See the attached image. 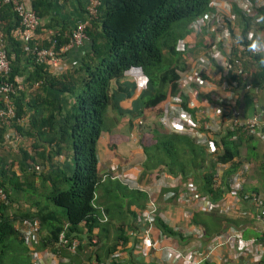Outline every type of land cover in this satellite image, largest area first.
Segmentation results:
<instances>
[{
    "label": "trees",
    "instance_id": "1",
    "mask_svg": "<svg viewBox=\"0 0 264 264\" xmlns=\"http://www.w3.org/2000/svg\"><path fill=\"white\" fill-rule=\"evenodd\" d=\"M208 2L209 0H100L95 16L89 17L84 30L89 43L88 50L76 67L57 74L47 72L45 64L30 61L23 52L21 43L12 34L17 19L10 5L0 4V20L1 23L4 21V25H0V31L10 67L7 78L13 80L16 75H21L20 66L16 63L26 56L31 70L27 71L24 79L29 83L39 81L38 88L42 92L31 96L21 90L12 96L14 117L10 125L19 135L33 138L34 143L31 144L32 154L19 149V153L14 154L7 164L0 163V187L5 193V199H0V264H31L23 239L16 228V221L21 218H35L40 230L44 227L47 231L40 237L37 244L39 249L55 251L54 240L64 225L67 238L84 241V237L86 240L95 238L92 253L85 256L84 242H80L73 253L61 247L60 255L66 256L67 261L59 264H84L81 262L83 259L104 261L115 249L118 240L126 241L125 230L131 228L134 216L144 207L147 197L145 192L127 187L112 176L113 172L110 170L111 173L105 176L98 174L95 145L106 124L107 108L110 106L116 115L127 113L135 117L133 125L142 132L148 127L141 122L144 109L160 113L168 96L178 92L174 63L180 56L175 50V43L187 33V25L191 19L209 10ZM50 6L47 0L31 1V8L39 18L44 17ZM232 10L240 26V36L244 37L248 28L246 18L236 7ZM258 13L264 19V8H259ZM51 25L55 29L52 30L54 33L50 35V39L54 41L55 47L67 43L68 34L74 25L70 27L63 23L58 26L57 22L51 21L45 23L44 28ZM63 30L67 31V35H63ZM42 44L47 45L48 42L42 41ZM248 63L254 65V68L249 69L250 86L244 89L239 78L234 74L230 75L239 85L233 108L241 109L245 116L258 111L260 107L264 108L263 100L255 96L259 88H264V63L256 56ZM131 67L140 68L147 77V85L133 102V107L124 110L118 104L119 94H109V84L113 77ZM46 88L72 96L73 102L61 111L53 99L43 95ZM26 114V125H20L18 120ZM57 116L61 117L60 123H57ZM154 126V129L148 128L152 135L151 142L143 143L139 139L144 154L140 165L142 175L153 172L180 174L183 178L191 176L198 183L201 193L216 200L227 189L228 176L237 165L242 160L248 162V178L254 174L251 161L256 160V170L259 169L260 172L256 176V184L264 187V152L258 154L255 151L256 137L239 129H225L215 140L219 152L214 160L208 158L204 148L189 136L167 131L160 124ZM3 134L4 127H0V146L3 145ZM39 146L42 150H38ZM65 146L71 150L73 157L71 172L65 173L57 168L42 172L40 166H44L46 160L61 152ZM217 161L228 162V165L220 176L219 184L212 187ZM14 162L18 164V174L11 169L10 165ZM36 163L39 165L38 171L34 168ZM35 177L42 187L39 191L42 193L44 207L37 203L36 212H14L10 216L7 212L12 200L9 191L19 189L17 185L20 179L28 181V187L33 188L32 181ZM46 181L49 182L48 186H44ZM260 186L251 188L257 190ZM166 189L162 187L161 191ZM47 205L58 209L61 216L55 211H48ZM99 207L107 217L105 222L97 219L100 216ZM158 213L159 206L156 209V227L167 236L181 238V233L162 221ZM248 215L251 216V213ZM190 221L203 228L204 236H211L222 230L225 222L230 220L213 211L194 212ZM94 226L98 227L97 234L92 233ZM256 237L264 239V232ZM126 262L144 264L130 252ZM110 264L121 262L111 261ZM261 264H264V256Z\"/></svg>",
    "mask_w": 264,
    "mask_h": 264
},
{
    "label": "built area",
    "instance_id": "2",
    "mask_svg": "<svg viewBox=\"0 0 264 264\" xmlns=\"http://www.w3.org/2000/svg\"><path fill=\"white\" fill-rule=\"evenodd\" d=\"M2 3L10 5L17 19L12 34L21 43V48L30 61L45 64L46 67H56L69 46L81 45L87 40L84 30L89 17L95 16L100 0L88 1L85 6L86 20L75 22L68 34V42L57 48L50 39L53 31L44 39L38 40L35 37V31L41 22L26 0H0V4ZM207 5L209 10L191 19L186 36L180 37L175 43V50L182 63L175 70L178 92L168 96L162 104V112L157 115L159 124L167 131L189 136L204 148L208 158L214 159L219 152L215 140L225 129H239L264 141V108L260 107L258 111L246 116L241 109H234L235 93L239 85L234 78H230V75H236L245 89L251 83L245 63L253 56L259 57L264 63V53L254 54L247 48L252 39H264V19L258 13V9L264 7V0H209ZM233 7L242 13L248 23L244 37L239 42L237 37H241L240 26ZM43 40L48 44L43 45ZM9 70V60L0 31V127L6 129L11 128L14 117L12 96L23 90L28 83L25 79L9 80ZM124 72L133 75L136 86L147 81L140 68L131 67ZM33 85L38 86L39 81ZM199 94L202 95L201 98ZM186 98V107H183V99ZM254 102L257 104L255 100ZM15 134L18 138L19 134L13 133ZM227 165L228 162L215 163L212 187L219 184ZM34 168L39 170L38 165ZM248 168V162L242 160L228 176L227 189L218 199L211 200L207 194L198 190L189 177L154 173L150 182L141 183L136 179L137 172L116 164L111 165L109 170L113 172L112 176L129 188L145 192L147 198L144 207L136 213L131 228L125 230L126 241L119 240L104 261L90 259L86 264H110L111 261L126 264L121 254V246L124 245L127 247V255L130 252L142 262L149 259L154 264H261L264 239L245 236L241 227L230 224L211 236H204L203 228L195 224L189 228L174 227L173 230L180 232L181 237L190 240L182 248L171 236L154 226L156 209L159 201H162L166 204L174 202L179 206L184 219H189L194 212L214 211L224 216L244 217L251 211L253 218L261 225L260 233L264 232V189L261 192L244 189ZM162 187L167 189L162 192ZM0 199H5L1 187ZM92 206L96 207L94 203ZM99 213L98 221L105 222L107 217L100 207ZM16 228L23 239L31 264L66 262V258L58 257L59 249L62 247L73 253L77 245L84 242L77 238H67L64 225L54 240L55 251L39 249L37 244L40 240V227L37 219H20L16 222ZM90 241L96 243L94 237ZM156 253L162 256L156 257Z\"/></svg>",
    "mask_w": 264,
    "mask_h": 264
},
{
    "label": "crops",
    "instance_id": "3",
    "mask_svg": "<svg viewBox=\"0 0 264 264\" xmlns=\"http://www.w3.org/2000/svg\"><path fill=\"white\" fill-rule=\"evenodd\" d=\"M32 0H26L27 5L31 6ZM50 2L51 6L50 9L45 13L43 18H40V27L35 31V37L38 40L44 39L46 36L49 35V33L55 29L52 28V25L44 28L45 23L47 22H57L58 26L63 25V23H67L70 27L75 24L77 21H84L86 20V14H85V6L88 3L89 0H47ZM4 25V21H2L1 26ZM57 28V27H56ZM63 35H67V31L63 30ZM186 34L183 36L185 37ZM45 42V40H43ZM42 42V41H41ZM89 48V43L87 41H84L81 45H71L69 46L65 52L61 55L59 59V63L56 67H46L47 72L50 74H57L60 72H63L65 70H72L74 67H76L81 57L85 54V52ZM20 66V69L22 71L21 75H16L14 77L15 80L19 81L25 78L26 74L28 73V70H31L30 63L28 64L26 62V56L21 57V59L16 63ZM181 60L180 58L174 63L175 67L181 66ZM28 82V81H27ZM34 83V82H33ZM33 83H27L25 85L23 92L26 93V95H34V93L38 92L39 94H42V92L39 91L38 86H34ZM147 85V81L141 85L136 86L134 77L131 73H125L122 72L120 75L113 77L109 84V94L117 93L119 94V106L124 109L128 110L133 107V102L137 99L140 93H142ZM43 95L47 98L53 99L55 101V104L57 108H60L61 111H64L66 108L69 107V105L73 102V97L66 94V93H60L55 90L46 88L43 91ZM200 96V94H199ZM186 99H183V107H186ZM261 104V102H260ZM134 109V108H133ZM146 109V108H145ZM143 112V116L141 117L142 125L147 123V118L151 120L150 117H153V123H151V126H154L155 124L158 125V112L155 110H145ZM113 114H116L111 107L109 106L107 108V118H106V124L103 130L100 132L99 138L96 141L95 150H96V158H97V170L98 174L100 176H105L107 173H111L109 171V168L111 165L116 164L118 166H123L125 168H129L128 170H132L136 173L135 170H137V181L141 183H147L152 180L153 172L142 175L141 174V163L144 160V154L142 152L141 146L139 144V139L142 131L135 127L133 124L134 118L132 115L124 113L122 115H116L113 116ZM133 117V118H132ZM57 123L61 122V117L57 116ZM27 122V114L26 116L20 118L18 120V123L20 125H26ZM150 122V121H148ZM132 123V125L130 124ZM162 126V125H161ZM163 127V126H162ZM16 131L11 127L10 129L4 128V134H3V145L0 146V163L7 164L14 154L19 153V149H23L24 151L28 152V154L33 153V148L31 147V144L34 143L33 138L25 137L22 135H18V138H16V134L13 135ZM17 133V132H16ZM138 137V140H137ZM255 144L256 147L254 148L255 151L258 152V154L264 152V141L259 140L258 138H255ZM261 143V150L259 149V143ZM38 150H42V147L39 146ZM45 150H48V146L45 147ZM17 153H13V152ZM39 164V163H38ZM37 165V163H36ZM252 167L257 166V161H251ZM11 166V169H13L16 174L19 173L18 171V164L14 162ZM39 166V165H38ZM42 172H48L51 169H60L61 171L65 173H70L73 169V157L71 150L68 147H63L62 151L59 152L56 155H53L50 160H46L44 162V166H40ZM258 167V166H257ZM254 171V168H253ZM259 171L257 169L255 172ZM256 174L252 177V179H249L251 175L248 176V179H246L245 188L246 190H254L251 187L260 186L255 183L256 181ZM191 177V176H190ZM166 179V178H165ZM191 180L193 178L191 177ZM195 182V181H194ZM29 182L21 181L17 185L18 190L15 191H9L11 196V202L9 203V207L7 209V212L10 216L14 212H36L37 206L36 204L39 203L42 207H44L45 203L42 201V193H40L39 189L41 190V186L39 183V180L35 177L33 178L32 185L33 188L28 187ZM197 187L199 188L198 183L195 182ZM49 182L46 181L44 183V186H48ZM261 187V186H260ZM254 191L261 192L262 188ZM251 188V189H249ZM264 189V188H263ZM174 202L168 203L167 205L171 206ZM175 204V203H174ZM176 206V204H175ZM45 209V208H44ZM48 211H55L54 213H58L59 216H61V212L58 209H55L51 207L50 205H47L46 208ZM175 213H172L171 215L165 214V213H158V217L163 221L168 222L167 224L171 226L172 228L178 227L180 229L184 227H190L191 225H194L189 219H184L182 217L181 210L179 209V206L176 207ZM251 213V211H249ZM175 214V216H173ZM225 219L230 220L229 222H225L226 226L232 224L236 227H241L243 230V234L245 236H254L260 235V229L261 225L258 221H256L252 214L251 216H244V217H235V216H224ZM135 218V216H134ZM134 218L131 222L133 224ZM239 221L238 223L235 222ZM18 221V220H17ZM16 221V222H17ZM234 222L236 224H234ZM155 223V222H154ZM223 227V228H224ZM98 227L94 226L92 228V233L97 234ZM113 229H110V235H112ZM220 231V230H219ZM40 235H45L47 231L44 227L41 228L39 231ZM217 233V232H216ZM179 246L184 248V246L188 245L190 243V240L186 238H173ZM119 241V240H118ZM127 247L121 246V254L124 257V260H127L128 255L126 253ZM66 251V250H65ZM65 253V252H64ZM156 257L162 256L160 253L155 254ZM59 258H66V256H61L60 252L58 253ZM67 259V258H66ZM151 260L146 259L144 264H151L153 262H150ZM85 264V261H81ZM126 263V262H125ZM127 264V263H126ZM154 264V263H153ZM156 264V263H155Z\"/></svg>",
    "mask_w": 264,
    "mask_h": 264
},
{
    "label": "rangeland",
    "instance_id": "4",
    "mask_svg": "<svg viewBox=\"0 0 264 264\" xmlns=\"http://www.w3.org/2000/svg\"><path fill=\"white\" fill-rule=\"evenodd\" d=\"M245 66H246V68L247 69H251V68H254V65H252V64H250V63H248V62H246L245 63ZM167 86L165 85V87L164 88H166ZM255 96H258V98L260 97L262 100H263V102H264V88H259L256 92H255ZM113 116H116V114H113ZM151 118V120L149 119V118H147V123H145V125H147L148 127H146V128H144V131L142 132V134L140 135V140H142V142L143 143H148V142H151V140H152V135H151V132L149 131V129H154L155 128V126H151V123H153V117H150ZM148 121H150V122H148ZM156 125V124H155ZM149 128V129H148ZM253 138V137H252ZM255 139V138H254ZM137 140H138V137H137ZM256 141V140H255ZM259 143V149L261 150V148H262V146H261V143L260 142H258ZM242 152H243V150H241ZM13 153H17L16 151L15 152H13ZM254 168V171H253V173L254 174H256L257 172H255L256 171V168H257V166L255 165V167H253ZM136 172H137V170H135ZM254 174L253 175H251L250 176V178L249 179H252V177L254 176ZM260 174V172L258 171V174L257 175H259ZM257 175H255V176H257ZM158 177V176H157ZM190 179H191V177H189ZM248 179V178H247ZM159 180H160V178H159ZM257 180L258 179H256V181H255V183L257 182ZM194 182V181H193ZM195 183V182H194ZM263 186H261L260 187V189L262 188ZM264 188V187H263ZM263 188L261 189V190H263ZM170 205V204H169ZM169 205H167V204H165L164 202H162V201H159V211H160V213L162 214V213H165V214H169V215H171L172 213H175V211H177L176 210V207H177V205L175 206V204L173 203L171 206H169ZM173 216H175V214L173 215ZM84 239H85V241H84V243H85V252H83V255L85 256V255H87V254H91L92 253V250L94 249V246H93V244L91 243V241L90 240H86V238L84 237ZM26 255H27V253H26ZM84 261H86L85 259H83ZM89 260V259H88Z\"/></svg>",
    "mask_w": 264,
    "mask_h": 264
},
{
    "label": "clouds",
    "instance_id": "5",
    "mask_svg": "<svg viewBox=\"0 0 264 264\" xmlns=\"http://www.w3.org/2000/svg\"><path fill=\"white\" fill-rule=\"evenodd\" d=\"M261 8H264V7H261ZM261 15V14H260ZM246 22H247V20H246ZM185 35V34H184ZM242 39V37H237V41L239 42L240 40ZM247 48H248V50L250 51V52H252V53H254V54H262V53H264V39H261V38H256V39H252L251 40V43H249L248 45H247ZM176 68L177 67H175L174 68V71L176 70ZM175 73H176V71H175ZM177 75V74H176ZM254 137V136H253ZM21 219H23V218H21ZM18 221H20V219L18 220ZM17 221V222H18ZM154 226H156L155 225V223H154ZM173 229V228H172ZM42 235H40V237H41ZM173 238V237H172ZM26 253H27V249H26ZM28 256V255H27ZM28 259H29V257H28ZM89 261V260H88ZM88 261H85V264H86V262H88ZM60 262H62V261H60ZM29 263H30V261H29Z\"/></svg>",
    "mask_w": 264,
    "mask_h": 264
}]
</instances>
